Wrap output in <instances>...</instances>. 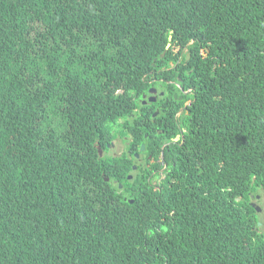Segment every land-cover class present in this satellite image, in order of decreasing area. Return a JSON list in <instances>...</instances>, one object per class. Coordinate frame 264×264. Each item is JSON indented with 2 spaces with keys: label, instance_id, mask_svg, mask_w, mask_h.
<instances>
[{
  "label": "trees",
  "instance_id": "obj_1",
  "mask_svg": "<svg viewBox=\"0 0 264 264\" xmlns=\"http://www.w3.org/2000/svg\"><path fill=\"white\" fill-rule=\"evenodd\" d=\"M184 47L197 93L153 186L179 131L142 74ZM260 189L264 0H0V264H264Z\"/></svg>",
  "mask_w": 264,
  "mask_h": 264
},
{
  "label": "clouds",
  "instance_id": "obj_2",
  "mask_svg": "<svg viewBox=\"0 0 264 264\" xmlns=\"http://www.w3.org/2000/svg\"><path fill=\"white\" fill-rule=\"evenodd\" d=\"M79 31L81 33V37H78V42H77V47L79 52L75 53V57L77 59H88V52L86 50L85 53L81 52L82 50V46L85 45L86 49L88 48V42L91 39V36L86 32V30H83L81 27H79ZM171 40V37L169 38ZM53 45H55L54 43H52ZM170 47V43H168L167 45V49ZM175 52H179L180 47H176L174 48ZM71 52V48L70 45L66 46L65 48L62 49V53H69ZM188 52V48L184 47L182 53L179 55L178 59L176 62H165L161 65L160 69H158L156 72H150L149 74H142L143 76V81L148 82L149 84H151V86L148 88L146 93H142V96L140 98V102L142 105H147L149 103H163L170 112L173 113V118L175 116V112L178 111L181 107L184 106V100L186 99V96L188 97V100L190 101H194L195 99V95L197 93V89L196 87L193 85V83H191L190 80L186 79V76L191 74L190 69L187 70V67L189 66L188 62H184L182 64V60L184 59V55H187ZM166 51H164L161 56L163 57L165 55ZM201 53L203 55H205V50H202ZM154 66H156L155 64H153ZM53 69L57 70V68L54 65V62L52 63L51 66ZM184 75V76H183ZM176 82L177 85L175 86V89L170 91L172 84ZM187 83V84H186ZM188 90V94L186 96H184L183 100H179V97L182 95L183 93L186 92ZM191 91V92H190ZM123 90H118L117 93H122ZM174 92H176V97L174 96ZM170 96H172V98L174 99L175 102H172V105H174L175 110L171 111L170 108V101L171 98ZM191 102V103H192ZM178 105V108H177ZM191 105V104H190ZM189 105V107H190ZM188 107V108H189ZM188 108L183 111L180 114V119L183 113H187ZM159 112V109H156V111L152 114L153 117H156L157 114ZM122 122V121H121ZM163 124V123H162ZM160 125V124H159ZM159 127V126H158ZM185 128V126H183ZM186 129V128H185ZM179 131V129H178ZM187 131V130H186ZM185 131V132H186ZM184 132V134H185ZM157 133L162 134L161 136L164 137V143L161 145V158L158 159V161H156L155 158H151V156H149L150 158V163L147 164L146 167H148L149 169H152L151 165H153L154 169L152 171V173L150 174V176L148 177V181H151V184L153 186H159L160 182L162 181L164 174L163 172H165L168 168H169V164L165 159V156L163 154L164 149L169 146L170 144H176L181 140L180 145L182 144V142L184 141V134L181 135L180 131L175 133L173 125L171 123V118H169L166 121V124H164L163 126H161L159 129H157ZM157 138V137H156ZM124 139H127L128 142V137H125ZM114 139L108 144L107 150H102L100 146H98V150H99V155L101 157L103 156H120L121 154H123L125 148L120 151L119 153H112L110 154V151L112 150V147L114 146ZM126 142V145H127ZM141 145H144L145 148V144L142 143ZM141 148V146H140ZM143 151V150H140ZM163 151V152H162ZM135 157L137 159L138 162H144V159L141 157L140 154H135ZM155 165H157V167H155ZM143 166V165H142ZM132 168L133 170H137V165L136 164H132ZM114 171V176L112 178H110L109 176H104V179L108 182H111L114 185L119 186L120 191L123 189V183L119 182L120 178L122 176V174H120L118 171L113 170ZM133 173H129V175L127 176L129 179H131L133 177L132 175ZM160 174H162L161 176H159ZM116 175V176H115ZM156 180V182H154ZM259 195L252 197V199L258 200L259 199ZM238 200V198H236ZM251 204L253 206V204L255 206H253L255 209L256 207H259V211L257 212H261L262 208L256 204L255 202L251 201ZM258 225H260V221L258 222Z\"/></svg>",
  "mask_w": 264,
  "mask_h": 264
},
{
  "label": "rangeland",
  "instance_id": "obj_3",
  "mask_svg": "<svg viewBox=\"0 0 264 264\" xmlns=\"http://www.w3.org/2000/svg\"><path fill=\"white\" fill-rule=\"evenodd\" d=\"M126 142H127V139H124V138L115 139L114 146L112 147L110 154H112L114 152L119 153L120 151H122L126 146ZM154 182H156V180ZM258 191H259V193L255 194V196L257 198V196L259 195L260 196L259 199L258 200L252 199V201L255 202L256 204H258L262 208L261 212H259V216H260L259 227H260L261 231L264 232V190L260 189Z\"/></svg>",
  "mask_w": 264,
  "mask_h": 264
},
{
  "label": "flooded vegetation",
  "instance_id": "obj_4",
  "mask_svg": "<svg viewBox=\"0 0 264 264\" xmlns=\"http://www.w3.org/2000/svg\"><path fill=\"white\" fill-rule=\"evenodd\" d=\"M176 85H177V83L174 82L172 84V87H171L170 91L174 90ZM187 94H188V90L183 93V96L181 95L179 97V100H183L184 99V96H186ZM174 96L176 97V92H174ZM191 102L192 101L188 100V97L186 96V99L184 100V106L181 107L178 111L175 112L176 114H175L174 118L172 119L173 122L176 124L177 128L179 129L181 135L184 134V132L186 131V129L183 127L184 121H183V119H180V114L189 107V105L191 104Z\"/></svg>",
  "mask_w": 264,
  "mask_h": 264
},
{
  "label": "water",
  "instance_id": "obj_5",
  "mask_svg": "<svg viewBox=\"0 0 264 264\" xmlns=\"http://www.w3.org/2000/svg\"><path fill=\"white\" fill-rule=\"evenodd\" d=\"M140 150H144V145H141ZM253 206H255V205L253 204ZM256 210L259 211L260 210L259 207H256Z\"/></svg>",
  "mask_w": 264,
  "mask_h": 264
}]
</instances>
